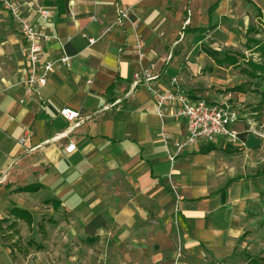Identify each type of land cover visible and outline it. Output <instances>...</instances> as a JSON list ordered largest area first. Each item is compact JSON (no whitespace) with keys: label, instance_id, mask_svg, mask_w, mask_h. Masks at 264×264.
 <instances>
[{"label":"crops","instance_id":"0c3cea01","mask_svg":"<svg viewBox=\"0 0 264 264\" xmlns=\"http://www.w3.org/2000/svg\"><path fill=\"white\" fill-rule=\"evenodd\" d=\"M17 1L35 27L56 36L44 43L45 57L65 54L70 66L57 63L47 83L29 92L22 82L25 41L8 13L18 32L11 39L18 64L17 85L0 90V219L14 221L23 244L33 239L61 264L75 263L67 247L71 239L78 249L81 241L93 243L97 264H143L142 252L124 248L136 242L127 221L151 211L171 217L177 211L185 253L233 247L264 177L254 176L259 168L245 174L237 165L240 157L221 150L245 145L247 156H255L245 120L233 124L243 133L237 140L217 137L185 147L171 165L163 137L184 138L185 120L159 116L153 96L131 81L133 73L152 65L160 87L175 78L193 98L219 105L230 101L234 107L235 97L239 103L246 95L229 90L242 83L230 72L244 52L236 48L264 35L248 31L259 27L257 8L264 14V0H219L212 11L217 0ZM38 8L50 11L47 19ZM138 39L141 56L135 50ZM230 56L236 63L221 60ZM223 70L224 76L216 75ZM63 106L88 116L67 134L70 123L59 113ZM69 142L75 144L70 153L64 149ZM12 207L29 212L32 224L15 220ZM34 229L38 233L32 235ZM155 237L160 248L175 247L167 232L158 230ZM37 252L28 246L26 253L12 255L0 239V264H36ZM154 259L172 264L162 252Z\"/></svg>","mask_w":264,"mask_h":264},{"label":"rangeland","instance_id":"374dc122","mask_svg":"<svg viewBox=\"0 0 264 264\" xmlns=\"http://www.w3.org/2000/svg\"><path fill=\"white\" fill-rule=\"evenodd\" d=\"M0 12V19L3 20L4 27L0 26V90L3 87H12L17 85V54L11 47V39L17 35V31L14 28V24L9 20V14L6 10ZM256 23V22H255ZM219 35L214 32V36ZM259 39L264 40V35L259 36ZM242 47H237L236 51L243 52L238 54V64L233 66L230 70L231 73L237 77L236 83L247 82L245 87V97H241V102H235L234 109L238 112L239 120L246 124L249 120L252 124L249 126L250 142L249 146L253 148L254 157H248L246 154V146H234L227 144L225 148L221 150L226 151L227 154H236L239 158L237 165L242 170V165L245 167V174L250 175L257 168L264 166V74L261 77L250 78L247 72H243L240 69L247 68V60L254 59L256 61H263V57H260L258 52H254L255 46L247 43L245 48L243 43ZM232 51V50H230ZM222 72V73H221ZM227 73L226 70L216 73V75L222 77ZM240 73V74H239ZM23 82V80H22ZM24 83V82H23ZM190 92H192L190 90ZM246 98V99H245ZM231 102L229 101V104ZM245 114V116L243 115ZM239 122V121H238ZM236 148V149H235ZM244 159L245 163L242 162ZM171 164V162H170ZM172 165V164H171ZM261 182L257 187V196L254 200H250L247 205L246 216L244 219L245 228L244 233L238 238L230 249L216 248L214 250H202L198 254H188L182 248L181 241L183 240V233L179 227L177 211L174 210V215L165 216L154 211L148 213L133 214L131 221L128 223L133 224L134 233L136 235V242L133 246L126 244L124 248L127 251L142 252L141 258L143 264H157L154 256L162 252L165 260H171L172 264H264V177L259 178ZM35 230V235L38 233ZM158 230L164 231L174 239L175 247L170 250L167 248H160L156 239ZM38 236V235H37ZM40 238L37 237V240ZM33 244L29 247L33 251H38L34 258H36V264H61V262L53 263L48 254L40 250L43 245L39 243L40 248H36V241L31 239ZM72 244L67 245L68 251L75 253L71 262L74 264H97L95 261V251L93 243L81 241V248L78 249L79 243L77 240L71 239ZM94 241V240H93ZM92 241V242H93ZM69 242V241H67ZM68 244V243H67ZM26 245V244H25ZM174 249V250H173ZM40 250V251H39ZM38 255V257H37ZM47 256V258H46ZM41 258V259H40ZM81 258V260H79ZM71 264L70 262H68Z\"/></svg>","mask_w":264,"mask_h":264},{"label":"built area","instance_id":"2783aa9c","mask_svg":"<svg viewBox=\"0 0 264 264\" xmlns=\"http://www.w3.org/2000/svg\"><path fill=\"white\" fill-rule=\"evenodd\" d=\"M23 4L17 0H0V7L4 8L11 16L19 32L25 41L24 64L27 69V75L23 80L26 89L29 92H37L39 88L47 83L49 75L53 72L57 63L70 66V57L61 54L55 59L45 57L43 45L56 36L41 30L23 14ZM39 16L47 19L50 11L38 8ZM129 12L128 9L121 10L123 17ZM92 41V40H91ZM142 41L137 40L135 50L141 56ZM159 72L153 71V66H147L140 71L133 73L132 87L137 85L144 86L153 96L156 105V112L161 117L172 119L181 118L186 123V134L179 140H170L164 136L163 140L167 146L166 154L171 164H174L176 157L185 147H192L201 141H212L217 137L225 138L228 141L238 139V131L233 128V124L240 121L238 112L228 103L213 104L202 98H193L185 89L181 88L176 79H171L170 86L162 88L158 84ZM60 115L65 118L70 125L66 129V134L73 126L82 123L86 117L78 116L77 112L68 107H61ZM252 123L247 121V129ZM54 136L53 138H57ZM24 138H19L22 143ZM65 151L70 153L75 149V144L69 142Z\"/></svg>","mask_w":264,"mask_h":264},{"label":"trees","instance_id":"16d2710c","mask_svg":"<svg viewBox=\"0 0 264 264\" xmlns=\"http://www.w3.org/2000/svg\"><path fill=\"white\" fill-rule=\"evenodd\" d=\"M217 2L209 8V11H212L215 9ZM250 1L251 0H246ZM58 2L60 3V0H55V4L58 5ZM258 10V16H259V27H249L248 31L253 32V33H259L260 30L264 31V14L257 8ZM184 32L189 31L188 28L184 27ZM196 31H202L201 28L199 29H193ZM248 33V34H249ZM247 43L250 45L255 46L254 52H258L260 57H263L264 59V40H261L259 38H248ZM230 59L232 60V63H236V59L234 56L230 57H225L222 58L221 60H227ZM246 72L249 74L250 78H256V77H261V75L264 74V60L263 61H256L254 59H248L247 60V69ZM247 86V82H242L238 85H235L231 88H229L230 91H236V92H245V87ZM244 134H247L246 132ZM239 136H243L242 134H238ZM212 146H208L207 148L201 149V151H207L210 150ZM254 176H264V166L256 171ZM30 187H20L17 188L18 191H24L28 190ZM9 214L13 215L15 220H24L29 226L33 222L32 215L27 212L26 210L20 209L18 207H12L9 210ZM15 222H9L8 218H1L0 219V239L1 241L10 248L11 254L14 255L15 250L21 253H26L27 252V247L32 245L33 242L32 240H28L25 244L21 242V236H20V231L18 228H14ZM41 246L39 244H36V248H40ZM23 249V250H22Z\"/></svg>","mask_w":264,"mask_h":264}]
</instances>
